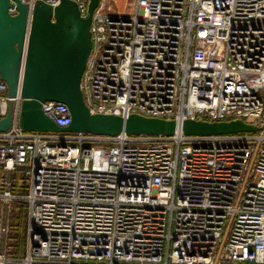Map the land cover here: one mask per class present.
Instances as JSON below:
<instances>
[{
    "label": "built area",
    "instance_id": "built-area-1",
    "mask_svg": "<svg viewBox=\"0 0 264 264\" xmlns=\"http://www.w3.org/2000/svg\"><path fill=\"white\" fill-rule=\"evenodd\" d=\"M21 1L28 30L37 0ZM71 1L86 16L89 0ZM105 1L80 84L90 114L264 127V0H134L130 12ZM10 100L0 169L25 193L2 182L0 200L26 202L27 245L0 264H264V132H26L0 80V119ZM42 110L71 123L65 104Z\"/></svg>",
    "mask_w": 264,
    "mask_h": 264
},
{
    "label": "water",
    "instance_id": "water-1",
    "mask_svg": "<svg viewBox=\"0 0 264 264\" xmlns=\"http://www.w3.org/2000/svg\"><path fill=\"white\" fill-rule=\"evenodd\" d=\"M14 2V4L11 3ZM51 6L37 0L27 30L28 6L21 0H0V80L10 99L21 100L18 125L26 132L83 133L95 136L162 135L219 136L264 132L241 120L208 122L162 120L131 115L90 114L83 101L81 79L92 43L90 26L99 0H89L86 16L76 4ZM17 12L11 15L9 10ZM65 104L71 115L67 127H59L42 110V104ZM13 102L0 119V133L11 127Z\"/></svg>",
    "mask_w": 264,
    "mask_h": 264
},
{
    "label": "rangeland",
    "instance_id": "rangeland-1",
    "mask_svg": "<svg viewBox=\"0 0 264 264\" xmlns=\"http://www.w3.org/2000/svg\"><path fill=\"white\" fill-rule=\"evenodd\" d=\"M134 0H107L105 1V4H110L111 9L118 11V12H125L129 11L131 8V4ZM61 3L66 6H75L74 3L71 0H61ZM23 177L19 173H15L12 177L8 176V178H4L0 176V183L2 182H9L11 184V189L13 188L16 192H22L25 190V188L22 186V183L20 184V181H22ZM2 180V181H1ZM1 184H0V194H1ZM23 195V193L21 194ZM14 212L19 213V206L14 203L11 205H6L0 200V223H7L9 225V235L8 240L6 243L3 240L4 238H0V253L5 252L8 256L11 255L13 257L16 241L19 235V229L18 227H13L14 223ZM9 219V222L7 221ZM26 245H27V237H26ZM14 261V258H13ZM13 264H21L20 262Z\"/></svg>",
    "mask_w": 264,
    "mask_h": 264
},
{
    "label": "trees",
    "instance_id": "trees-1",
    "mask_svg": "<svg viewBox=\"0 0 264 264\" xmlns=\"http://www.w3.org/2000/svg\"><path fill=\"white\" fill-rule=\"evenodd\" d=\"M24 192L25 191H22L20 194ZM16 204L19 206V213L14 212L13 227H18L19 235L16 241L13 257L11 255L7 256L12 259L14 258V260H22L26 254L27 204L24 201H17Z\"/></svg>",
    "mask_w": 264,
    "mask_h": 264
},
{
    "label": "crops",
    "instance_id": "crops-1",
    "mask_svg": "<svg viewBox=\"0 0 264 264\" xmlns=\"http://www.w3.org/2000/svg\"><path fill=\"white\" fill-rule=\"evenodd\" d=\"M15 173H12V172H7V171H4V170H2V169H0V176H2V177H4V178H8V176H13ZM2 181V180H1ZM22 183V185L24 184V182H23V179H22V181H20V184ZM1 184V183H0ZM12 190V192H13V194H15L16 196H22L20 193L21 192H16V191H14L13 190V188L11 189ZM23 191H25V190H23ZM25 193V192H24ZM23 193V194H24ZM14 203H16V202H14ZM13 203V204H14ZM7 221L9 222V219H7ZM1 225L2 226H4V227H6L7 228V232L6 233H2V234H0V238L1 237H3L4 239V243H6V241L8 240V235H9V225L7 224V223H1Z\"/></svg>",
    "mask_w": 264,
    "mask_h": 264
},
{
    "label": "bare ground",
    "instance_id": "bare-ground-1",
    "mask_svg": "<svg viewBox=\"0 0 264 264\" xmlns=\"http://www.w3.org/2000/svg\"><path fill=\"white\" fill-rule=\"evenodd\" d=\"M130 11H131V8H130V10L128 12H130Z\"/></svg>",
    "mask_w": 264,
    "mask_h": 264
}]
</instances>
